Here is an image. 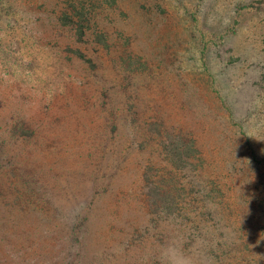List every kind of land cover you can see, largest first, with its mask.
Instances as JSON below:
<instances>
[{"label":"rangeland","instance_id":"1","mask_svg":"<svg viewBox=\"0 0 264 264\" xmlns=\"http://www.w3.org/2000/svg\"><path fill=\"white\" fill-rule=\"evenodd\" d=\"M100 1L90 66L55 0H0V106L18 139L0 175L33 155L40 207L81 225H21L2 202L0 264H264V0ZM169 138L193 146L186 164L158 152Z\"/></svg>","mask_w":264,"mask_h":264},{"label":"trees","instance_id":"2","mask_svg":"<svg viewBox=\"0 0 264 264\" xmlns=\"http://www.w3.org/2000/svg\"><path fill=\"white\" fill-rule=\"evenodd\" d=\"M60 0H55L56 7L61 6L60 13L57 12L56 26L58 29L61 30H68L69 37L68 41L73 44H79L85 46V50H88L91 53L90 58H87L84 52L81 50L80 46H76L77 48L71 50L68 48L69 53H72V57L79 59L78 61L82 60L83 63H88L93 65L94 59L99 52L97 50L98 43L106 44L104 35L99 28L101 26V18L103 8L101 6L100 0H66L62 2L60 5ZM68 57V56H67ZM0 106V163L4 161L5 158H8L11 155L10 150L7 147H10L11 144L16 143L18 139H14L15 132L7 131V123L4 121L5 119L2 117V112ZM25 128L22 129L23 133L30 135V133L25 132ZM33 132L31 133L32 136ZM21 141V140H20ZM22 142V141H21ZM163 146V147H162ZM160 146L161 152L164 149V153H167V159L171 160L173 165L181 166L186 164L189 160V152L193 149V146L189 144H178L171 138L167 141H164ZM21 156V155H20ZM33 155L25 154V158L21 162L20 159H16V156L10 162V171L8 173L0 175V204L4 202V207L10 211L8 214H4V219L9 214H15L14 217L16 220L20 221L21 225L26 221L31 225L34 219H40V222H50L51 218H57L56 216H63L64 222L67 225H70L72 229L76 227L81 230V225H77L79 222L76 218L71 217L70 211L62 214L61 212L56 211H48L51 208L43 209L41 208V204L45 207L46 204H43L44 201L47 199L45 195L42 193V186H45V183H35L31 177H27L25 179L23 175V170L25 168H30L31 164L28 160L31 159ZM7 163V160L5 161ZM21 162V163H19ZM149 185V187H148ZM146 188L149 192L147 195L151 197V201L154 204L161 203L165 207L167 199V193L162 192L160 188H156V185L150 186L148 184ZM41 186V187H40ZM22 205V206H21ZM26 206L28 210H26ZM33 207V209H32ZM36 214L35 218L29 217L30 210ZM78 211H76L77 213ZM163 213V212H162ZM31 215V214H30ZM85 217V216H84ZM23 230V228H22ZM43 237H47V234H44ZM49 253V252H48ZM38 255V257H36ZM42 253H39L37 250L34 252H30V256L39 257Z\"/></svg>","mask_w":264,"mask_h":264}]
</instances>
